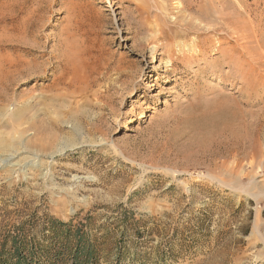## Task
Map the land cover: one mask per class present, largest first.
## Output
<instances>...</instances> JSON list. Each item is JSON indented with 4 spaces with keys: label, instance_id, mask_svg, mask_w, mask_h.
Wrapping results in <instances>:
<instances>
[{
    "label": "rangeland",
    "instance_id": "374dc122",
    "mask_svg": "<svg viewBox=\"0 0 264 264\" xmlns=\"http://www.w3.org/2000/svg\"><path fill=\"white\" fill-rule=\"evenodd\" d=\"M215 1L213 31L202 0H0V236L53 218L99 264H264V0Z\"/></svg>",
    "mask_w": 264,
    "mask_h": 264
},
{
    "label": "trees",
    "instance_id": "16d2710c",
    "mask_svg": "<svg viewBox=\"0 0 264 264\" xmlns=\"http://www.w3.org/2000/svg\"><path fill=\"white\" fill-rule=\"evenodd\" d=\"M72 222L46 218L21 223L0 236V264H99L100 251L89 233Z\"/></svg>",
    "mask_w": 264,
    "mask_h": 264
},
{
    "label": "bare ground",
    "instance_id": "6f19581e",
    "mask_svg": "<svg viewBox=\"0 0 264 264\" xmlns=\"http://www.w3.org/2000/svg\"><path fill=\"white\" fill-rule=\"evenodd\" d=\"M210 3H209V6L206 5L205 3V0H202V4L199 5L196 9H195V14L196 16L193 17L192 19H196V21L198 22V24H202L204 23V21L207 19V18H210V16H212L214 18V21L217 23L215 24H212L211 26H207V27H211V30H216V27L218 26V29L220 28H223V27H226L228 25L227 23V20H229V17L225 18V17H221L219 15L218 12H216V6L219 5V2L218 1H215V0H209ZM181 5V3H180ZM215 15V16H214ZM212 19V18H211ZM222 20V21H220ZM207 22V21H206ZM211 22V21H210ZM208 23V22H207ZM192 26V25H191ZM206 27V25H204ZM206 27V29H208ZM194 29V28H193ZM231 29V28H230ZM228 28H226V32H227ZM243 34V33H242ZM246 35V34H245ZM240 37V36H239ZM242 37V36H241ZM239 39V38H238ZM242 39H246V37L244 36ZM247 43V42H246ZM240 45V44H239ZM197 46V45H196ZM199 46V45H198ZM247 46V45H246ZM246 46H243L241 47L242 50H245L246 49ZM241 50V51H242ZM201 54V53H200ZM234 59V58H233ZM237 59V58H236ZM235 60V59H234ZM221 62H226V63H229V60L228 58H225V59H222ZM239 62V61H237ZM240 64V63H238ZM229 75H232V73L230 71H228V76ZM10 82V85H11V81L9 79V76L7 74H0V90H1V87L3 86L4 88L7 87V83ZM223 109V108H222ZM223 113V112H222ZM226 113V112H225ZM223 115V114H222ZM198 118V117H197ZM221 120V115H201V117H199L198 119V122L202 125H204L205 127L206 126H209V125H212L213 124H217L219 123ZM197 123V122H196ZM225 127V126H224ZM210 128V126H209ZM220 128V126H219ZM223 128V127H222ZM17 153V152H16ZM16 155L17 154H14V153H11V154H8V156H6V158L4 160H0V162H3V163H10V162H13V160L16 158ZM2 164V163H0Z\"/></svg>",
    "mask_w": 264,
    "mask_h": 264
}]
</instances>
